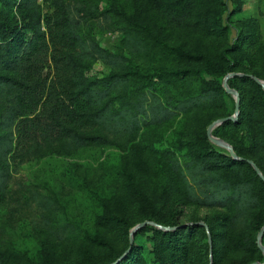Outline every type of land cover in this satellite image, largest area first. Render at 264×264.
Masks as SVG:
<instances>
[{
	"label": "trees",
	"instance_id": "trees-1",
	"mask_svg": "<svg viewBox=\"0 0 264 264\" xmlns=\"http://www.w3.org/2000/svg\"><path fill=\"white\" fill-rule=\"evenodd\" d=\"M2 1L15 3L21 16L12 22L0 15V195L10 192L17 166L43 150L57 147L71 152L88 146L127 147L132 136L143 127L164 123L198 107L215 105L224 92L218 77L229 71H242L244 74L229 79V85L240 91L238 117L223 121L220 126L246 125L251 148L237 144L235 132L220 134L228 138L243 159L233 158L228 151L215 146L205 130L192 141L180 140L178 145L159 151L178 176L182 199L187 203L228 208L230 212L223 214V222L229 223L234 234L229 240L221 237L219 244L209 224L210 258L205 228L196 220L176 223L173 214L166 220L153 212L142 220L176 227L163 229L145 223L134 232L133 236L150 233L151 261L144 256L142 245L128 240L121 255L97 264H210V261L231 264L227 256L230 251L256 253L246 264L264 260L256 242V234L264 223V180L246 160H254L264 174L258 158L264 156V87L247 75L252 73L264 79V56L260 68H249L241 63V58L226 55L227 51L247 55L249 43L264 38L257 16L244 18L242 26L237 22L234 43L218 51H191L181 44L159 43L149 34H138L133 26L124 25L123 51L107 48L93 34L82 32L83 23L95 15L92 7L74 0H45L51 11L42 13L39 0ZM197 1L166 0L157 8L170 26L193 24L213 36L227 38L228 25L223 24L220 13L215 16L216 12H212L190 22ZM231 1L236 4L233 13L239 9L240 0ZM158 55L185 58L199 65L136 66L138 59ZM96 59L110 66L106 74L86 73ZM203 73L215 78H206ZM186 78L192 90L173 91ZM235 80L246 83L247 88L241 89L233 83ZM247 117L251 120L248 124ZM252 151H256L254 157L250 156ZM130 182L136 190V184ZM30 196L38 212L35 221L48 236L67 239L78 235L73 222L54 225L48 219V212L58 206L53 196L39 191ZM91 239L95 241L96 237ZM43 255L47 258L46 248ZM82 255L83 264H95L90 246L83 247Z\"/></svg>",
	"mask_w": 264,
	"mask_h": 264
},
{
	"label": "rangeland",
	"instance_id": "rangeland-1",
	"mask_svg": "<svg viewBox=\"0 0 264 264\" xmlns=\"http://www.w3.org/2000/svg\"><path fill=\"white\" fill-rule=\"evenodd\" d=\"M74 1L94 9L95 15L83 23L82 32L93 34L101 45L116 50H125L122 49L124 25L133 26L138 34H149L159 43L181 44L191 51H218L226 45L231 46L237 36V22L242 26L245 24L242 20L249 16L259 18L262 34L264 33V0H240L239 9L233 13L231 10L235 9L236 4L231 0L197 1L190 22L201 20L202 16H209L212 12H216L215 16L220 13L223 24L228 25L227 38L213 36L193 24L170 26L157 8V5H163L166 0ZM39 3L42 13L51 11L48 1L39 0ZM0 15L7 16L12 22L19 20L21 16L15 3L6 4L2 0ZM248 26L251 28V24ZM246 43L244 42L243 47ZM248 50L247 55L233 51H227L226 55L232 59L241 58V63L249 68H260L264 56V38L261 37L256 43H249ZM160 63L172 67L199 65L185 58L158 55L138 59L136 66ZM47 70L48 68L44 69L45 72ZM109 70V65L96 59L86 73L101 76ZM203 76L215 78L207 73H203ZM231 77L227 79L228 84ZM223 78L224 76L218 77L224 92L215 105L198 107L164 123L143 127L132 136L129 142L131 145L127 147L88 146L71 152L54 147L20 163L9 186L10 192L0 195L1 264H83L82 249L85 245L90 246L95 264L113 260L126 250L131 227L153 212L166 220L173 214L176 223L202 220L207 224V228L200 224L205 228L207 240L208 232L211 237L209 224L217 235L219 244L223 236L229 240L234 233L229 223L223 222V214H229L230 210L185 202L180 195L176 172L159 153L164 150L163 147L178 145L180 140L192 141L203 130L206 131L211 121L234 112L236 98L224 88ZM233 83L241 89L247 88L244 82L235 80ZM230 86L240 96L239 89L234 85ZM192 88L186 78L174 86L173 91L185 93ZM245 122L250 123V118L247 117ZM221 123L223 122L213 127V135L231 144L220 133L235 132V142L251 148L246 125L220 126ZM212 143L222 151H228L226 147ZM255 155L256 151L250 154L252 157ZM258 158L264 166V156L259 155ZM130 181L136 184L141 193H137ZM35 191L51 195L57 200V208L47 215L52 224L61 225L71 221L78 228L77 236L67 239L50 237L41 229L43 227H38L35 221L38 212L35 201L30 196ZM149 234L140 232L133 236L134 243L143 246L148 262L152 259ZM93 236L96 237L95 241L91 239ZM44 248L47 249V258L43 255ZM231 252L227 254L231 264H246L248 259L257 256L250 251L238 254ZM209 257L211 258L210 246Z\"/></svg>",
	"mask_w": 264,
	"mask_h": 264
},
{
	"label": "water",
	"instance_id": "water-1",
	"mask_svg": "<svg viewBox=\"0 0 264 264\" xmlns=\"http://www.w3.org/2000/svg\"><path fill=\"white\" fill-rule=\"evenodd\" d=\"M242 74H244V73H239L237 71H230V72H228V73H226L224 75L223 83H222L224 88L226 89V91L232 93L235 96V98H236L235 99V104H234V112L232 114L221 116V117L211 121L208 124L207 128H206L207 136L212 142H214V143H216L218 145L226 147L228 149L230 155L233 158H238V159H243V157H241V156L236 154V152L234 151L233 146L231 144H229L226 141H223L222 139H220L219 137L213 135L212 134V129H213V127L215 125H217L220 122H223V121H226V120H236L237 113L239 111L240 97H239L238 92L228 84L227 79L229 77H231V76L242 75ZM247 75L251 76L257 83H259L261 86L264 87V79L254 75L252 73H247ZM246 160H247V162H249L252 165V167L257 172V174L264 180V174L262 173V171L260 170V168L258 167L256 162L254 160L250 159V158H246ZM196 222L199 223V224L204 225L207 228V224L204 221L200 220V221H196ZM145 223H151V224H154V225H156V226H158L160 228H163V229H170V228L176 227V226H170V225H162V224H160L158 222H155L153 220L145 219V220L137 222L134 226L131 227V229L129 231V241L130 242H132V240H133L134 232L140 226H142ZM263 232H264V223L261 226V228L259 229V231L257 233V236H256L257 245L260 248V250H262V252L264 253V245L261 242V237L263 235ZM208 243H209V246L211 247V237H210V233L209 232H208ZM210 264H211V261H210ZM247 264H264V261L263 262L252 261V262H249Z\"/></svg>",
	"mask_w": 264,
	"mask_h": 264
},
{
	"label": "crops",
	"instance_id": "crops-1",
	"mask_svg": "<svg viewBox=\"0 0 264 264\" xmlns=\"http://www.w3.org/2000/svg\"><path fill=\"white\" fill-rule=\"evenodd\" d=\"M264 34V33H263Z\"/></svg>",
	"mask_w": 264,
	"mask_h": 264
}]
</instances>
